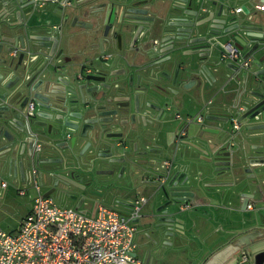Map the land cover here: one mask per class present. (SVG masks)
Instances as JSON below:
<instances>
[{
    "label": "flooded vegetation",
    "instance_id": "obj_1",
    "mask_svg": "<svg viewBox=\"0 0 264 264\" xmlns=\"http://www.w3.org/2000/svg\"><path fill=\"white\" fill-rule=\"evenodd\" d=\"M1 1L6 7H14V10L26 5L25 8L32 10V21L45 24L46 33L60 39L61 45L55 49L54 55L62 50L61 56L65 63L72 61L75 64L72 72L61 76V91L65 93L67 101L77 100L76 96L68 95L69 88L76 91L85 76L94 77L95 101L106 105L111 117L117 123L121 122L118 130L113 132L118 139L112 158L116 163L103 164L99 172L113 171L111 181L118 186L123 184L124 177L127 178L125 186L129 191L124 198L128 202L133 203L139 197L145 198V205L159 200L160 194H156L154 187L148 185L149 181H154L156 187L166 185L168 180L165 179V174H172L179 167L190 169L196 164L192 157L194 154L207 153L210 147L208 142H212L209 132L216 130L209 127V117L228 119L231 123L232 118L236 117L237 120L252 106L247 103L249 82L246 71L252 67L250 61L248 60L247 67L240 66L241 70L236 74L215 77L207 62L208 58L205 57L206 52H200L202 57L198 58L193 44L184 47L179 41L181 35L177 23L182 12L174 7V0H94L91 5L78 6L74 0H57L53 3L48 0ZM194 1L183 11L192 14L196 9ZM199 1L204 3L203 11L207 10L210 0ZM46 10L50 12V16L43 19L41 13ZM67 14L66 19L64 16ZM192 20L187 16V23ZM206 37L205 31H202L199 35H189L188 41L203 40ZM35 43L31 58L39 60L42 45L47 42ZM237 53V62L240 64L245 60L240 59V52ZM222 55L223 50L220 54L223 64L228 59H224ZM235 80L239 82L241 90L244 86L248 88L236 99L239 103L236 114L229 115L219 109L215 110L212 99L208 96L210 89L217 81H223L218 87L221 91ZM29 103L32 104V113L35 101L31 100ZM80 111L81 108L76 106L75 115H79ZM26 115L22 120L36 134L35 144H39V152L46 150L47 140L44 136L37 135L40 129L34 126L42 123V120ZM238 125L237 130L231 131H238L239 122ZM47 129L46 127L44 130ZM72 136L70 130L64 131L62 140L58 142L60 148ZM224 136L226 134L221 135L220 139L225 138ZM64 154L66 153L62 149H57L53 157L59 159ZM180 154H184V157L179 158ZM148 160H152L154 164V175L145 171ZM164 163H167V168L163 167ZM38 169L39 167L32 168V173L40 187L44 182L42 185L37 182ZM70 172L75 178L77 171ZM2 175L0 160V182ZM118 176L120 178L116 179ZM74 178L77 186L85 188V191L101 184H94L89 179L80 181ZM58 188V185L54 187L49 183L43 194L55 196L59 193ZM77 192V189L69 187L64 196L68 198ZM251 198L253 196L248 198V202ZM248 204L246 209L248 206L251 209L252 206ZM263 237L264 228H254L243 237H238L235 244L244 245L245 242H255Z\"/></svg>",
    "mask_w": 264,
    "mask_h": 264
},
{
    "label": "water",
    "instance_id": "obj_2",
    "mask_svg": "<svg viewBox=\"0 0 264 264\" xmlns=\"http://www.w3.org/2000/svg\"><path fill=\"white\" fill-rule=\"evenodd\" d=\"M93 1L74 0V3L76 6L91 5ZM174 1V7L182 12L177 27L181 35L179 41L184 47L193 44L198 58L202 57L200 52H206L205 57L211 59L214 53L220 55L222 52L219 40L227 38L225 44L233 46L240 52V59L249 60L256 69L246 71L249 82L247 103L252 106L237 121L240 124L257 121L258 123L246 129L250 132L255 131L260 139L264 138L263 21L258 20L254 23V15L252 16L246 7L241 8L239 12L245 17L240 18L235 12L236 0H224L221 3L217 0L211 1L205 11L202 8L204 3L195 0L196 9L192 14L183 11L186 6H190L192 0ZM254 2L249 0L250 5ZM25 6L22 5L18 7V11H15L14 7H6V4L0 0V159L9 172L12 171L15 174L18 169L22 178H25L27 167H39L36 175L38 184L49 182L54 187L58 185L59 193L65 194L69 187L85 191V188L77 186L78 183L73 180L74 176L70 170L77 171L75 178L80 181L85 179V176L94 184L98 182L95 179L98 175L113 179V171L100 173L96 168H101L103 164L116 163L112 158L116 152L118 139L113 132L118 130L121 122L117 123L116 119L111 117L106 105H100L95 101L93 76H85L76 91L69 88L68 95L76 96L77 100H66L65 93L61 91V76L72 72L75 64L72 61L65 63L61 56L62 50L54 55L55 49L61 45L60 39L50 37L46 33L45 24L30 25L28 21L32 10ZM26 16H28L27 20H25ZM67 16L68 14L64 17L67 19ZM187 16L193 19L191 23H187ZM12 19L14 21H11ZM256 30L260 33H255ZM202 31H205L206 39L188 41L189 35H199ZM36 41L47 42L42 45L43 51L39 60L31 58ZM212 63L220 65L222 60L211 61ZM229 63L230 65L225 67L233 74L241 70L237 61L230 60ZM31 100L35 101L32 113L25 110ZM76 106L81 108L79 115H75ZM26 114L42 120V123L34 124L40 129L37 135L44 136L47 140V148L42 158L40 152L34 150L36 134L31 130L30 125L23 121L25 116L27 117ZM209 118L223 123L228 122V119ZM46 127L48 129L45 131ZM66 130H70L73 136L60 148L58 142L62 140V134ZM209 133L218 135L219 130ZM228 137L229 131L225 139L216 144H221ZM208 143L210 146L216 145L213 141ZM57 149H62L66 153L64 157L54 159ZM227 149L228 146L218 145L211 158L207 157L206 152H201L202 157L199 160L214 166L213 181L209 185L198 184L200 172L192 174L182 167L172 174H165V179L168 180L166 185L156 187L154 181L148 182L151 188L154 187V192L160 194L161 201L146 215V219H149L146 223L148 231L146 237L150 249L146 252L144 264H152L153 261L155 264H161L160 261L164 255L160 250L159 240L162 237L174 234L184 237L185 221L178 216L188 208L192 200L199 196V192L203 194L208 192L205 198L212 202L215 201V195H220L221 206H227L229 211L246 210L248 198L253 194L245 191L250 187V183L245 179H256L257 185L259 182L264 185L263 181L257 179L264 173L262 170L264 151L258 156H245V162L249 167L243 168L242 171L251 175L240 180L235 172L237 162L232 161L229 152H226ZM153 166L152 160H148L145 168L147 174L154 175ZM254 169H258L259 172L252 173L251 170ZM118 178L120 177L116 179ZM124 179L127 178L124 177ZM101 184L106 189L111 188V191L120 189V186L115 185L111 180H105ZM95 186V188L98 187V185ZM125 188L128 192L129 188L127 186ZM256 188L259 193H262L260 187L256 186ZM88 193L96 194L94 189H89ZM49 195L48 193L43 196ZM68 198L76 200L78 197L74 195ZM84 200V197H80L77 207ZM122 204L132 206L130 203Z\"/></svg>",
    "mask_w": 264,
    "mask_h": 264
},
{
    "label": "crops",
    "instance_id": "obj_3",
    "mask_svg": "<svg viewBox=\"0 0 264 264\" xmlns=\"http://www.w3.org/2000/svg\"><path fill=\"white\" fill-rule=\"evenodd\" d=\"M216 1V0H210ZM219 3L224 0H217ZM255 1L253 5L249 4V0H236L234 7L243 8L246 7L249 9L253 17L254 23H257L258 20H262L264 24V12L259 11L257 6L264 5V0H253ZM18 11V10H15ZM43 19H47L50 16V12L46 10L41 13ZM240 18L245 16L242 13H238ZM28 19V16L25 17V20ZM24 20V19H23ZM11 21H14L12 19ZM28 23L30 25H37L35 21H32L30 18ZM255 33H260L259 31H254ZM227 38H221L219 43L222 45L221 50H224L225 43ZM264 47V41L262 42ZM264 53V50L262 51ZM261 54V53H260ZM214 57L208 59V63L212 73L217 78L226 77L232 72L225 67V65H230V60H226L225 63L220 65L211 64V61L218 62L220 60V55L214 53ZM251 71L256 69L252 66ZM236 74V73H235ZM222 80V79H221ZM224 81V80H223ZM223 81H217V83L210 89L209 95L212 99V107L217 110L228 113L229 115L236 114V109L239 103L236 101L240 93H244L247 88L245 86L240 89V84L238 81H231L224 87L223 90L219 91L218 87L223 83ZM254 87V85L252 86ZM243 95V94H242ZM245 101L247 97L244 96ZM243 99V97L241 98ZM235 104V106H234ZM238 104V105H237ZM245 104V103H244ZM258 123L255 120L243 122L240 124L238 131H231V123L219 122L217 120L208 121V125L212 129L219 130L218 135H211L210 139L215 142H218L220 136L226 134L229 131V137L222 142L221 144H216L210 146L207 151V157L211 158L218 148V145L222 147L228 146L226 152H229L232 161L237 162V177L240 180L245 179L248 173L242 171L243 168L249 167L245 162V156H258L260 152L264 151V138L260 139L256 136V132L247 131V127L255 125ZM225 137V136H224ZM225 139V138H223ZM221 140V139H220ZM5 143V142H4ZM45 151L40 152V157L42 158L45 155ZM183 158L184 154H180L179 158ZM196 164L188 169L189 173L200 172L199 185H209L212 183V173L214 166L211 163H202L199 158L202 157V154L196 153L192 156ZM165 158V157H164ZM1 160L3 166V175L1 177V182L6 183L5 188L0 187V219L8 214H12L16 210L22 209L20 211L18 222L14 224H7L5 227L9 228L11 231L8 233L15 232L21 220L26 216L30 209L31 203H29L33 197L36 195L35 186L37 185L32 173V168L26 169L25 178H22L19 175L17 169L16 173L9 172L7 166ZM180 163L178 162L177 167ZM41 167V166H40ZM180 168V167H179ZM178 168V169H179ZM97 171H100L102 168H96ZM264 170V168L262 169ZM252 173L259 172L258 169L251 170ZM261 171V170H260ZM84 176V175H83ZM85 179H88L84 176ZM90 178V177H89ZM99 183H102L105 180H112L109 177H104L98 175L95 177ZM260 181L264 182V173L257 177ZM246 182L250 183V187L245 191L253 194V198L249 200L251 209L247 208L245 211L234 210L229 211L227 206H221L222 197L220 195H215V201L212 202L208 200V192L198 193L192 203H190L189 208H187L181 215L178 217L185 221V235L183 238L177 236L176 234L168 237H162L159 240V245L161 246L160 250L164 257L160 261L161 264H264V237L255 242H245L244 245H236L235 241L238 237H243L248 234L254 228L263 229L264 228V185L259 182L257 185L256 179H245ZM123 184L120 186V189L116 191H111V188H105L104 185L99 184L97 188H94L96 191L95 195L89 194L88 190L78 191L76 193L77 199L65 198L64 193H58L55 196L49 197L54 198L63 204L69 205L70 207L81 211L83 208V213L92 214L97 206H106L112 209L119 211L120 213H127L129 207L123 205L122 203H132L128 202L124 197L128 194L125 188L127 179L122 180ZM194 184V183H193ZM49 186V182H44L43 186H38L39 191L44 195V191ZM256 186L260 187L262 193H259ZM24 191L23 195L19 194V191ZM204 191V189H203ZM33 192V193H32ZM117 196L116 198H114ZM84 197L85 200L79 207V198ZM123 197V198H122ZM161 199L156 200L150 204H146L141 209V216L137 222V233L135 235V241L137 248L135 250L136 256L144 262L146 252L150 249L147 240L148 231L146 230V215H148L152 209L157 207ZM85 206V208H84ZM66 207V206H61ZM69 208V207H66ZM142 219V223H140ZM143 225L142 227H139ZM161 244H164L163 246ZM246 255L247 261L242 260V256ZM152 264H155L153 261Z\"/></svg>",
    "mask_w": 264,
    "mask_h": 264
},
{
    "label": "built area",
    "instance_id": "obj_4",
    "mask_svg": "<svg viewBox=\"0 0 264 264\" xmlns=\"http://www.w3.org/2000/svg\"><path fill=\"white\" fill-rule=\"evenodd\" d=\"M257 9L264 12V5ZM240 10L236 8L235 12ZM222 57L238 61L239 56L225 44ZM247 65L248 60L240 62L243 68ZM31 108L32 104L28 103L26 111ZM231 123L232 129L237 130L236 117ZM39 148L35 144V150ZM163 167L167 168V163ZM0 187L5 188L6 183L2 182ZM35 189L36 195L18 229L12 233L0 231V264H144L135 254L136 221L145 205L144 197L137 198L127 213L97 206L89 215L58 206L51 198L44 197L37 185ZM19 194L23 195L24 191L20 190ZM242 260L247 261L246 255Z\"/></svg>",
    "mask_w": 264,
    "mask_h": 264
},
{
    "label": "rangeland",
    "instance_id": "obj_5",
    "mask_svg": "<svg viewBox=\"0 0 264 264\" xmlns=\"http://www.w3.org/2000/svg\"><path fill=\"white\" fill-rule=\"evenodd\" d=\"M52 200L58 206H66V207L72 208L69 205L63 204L62 202H60L54 198H52ZM29 203H31V201ZM20 208L18 210H16L15 212H13L12 214L5 215L0 219V231L5 232V233H8L11 231L9 228H6L5 226L7 224H11V223L14 224V223L18 222L20 211L22 212V209H20ZM84 208H85V206H84ZM81 211H83V208L81 209ZM140 220H141L140 223H142V219H140ZM147 221H149V219H147ZM143 225L140 224L139 227H142Z\"/></svg>",
    "mask_w": 264,
    "mask_h": 264
}]
</instances>
